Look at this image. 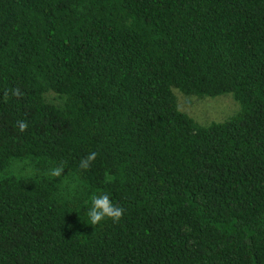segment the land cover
<instances>
[{"label":"trees","instance_id":"16d2710c","mask_svg":"<svg viewBox=\"0 0 264 264\" xmlns=\"http://www.w3.org/2000/svg\"><path fill=\"white\" fill-rule=\"evenodd\" d=\"M0 264H264V0H0Z\"/></svg>","mask_w":264,"mask_h":264},{"label":"rangeland","instance_id":"374dc122","mask_svg":"<svg viewBox=\"0 0 264 264\" xmlns=\"http://www.w3.org/2000/svg\"><path fill=\"white\" fill-rule=\"evenodd\" d=\"M174 95L179 111L188 115L201 126L223 122L239 110L238 103L231 94L213 98H198L174 90Z\"/></svg>","mask_w":264,"mask_h":264},{"label":"clouds","instance_id":"9594fccd","mask_svg":"<svg viewBox=\"0 0 264 264\" xmlns=\"http://www.w3.org/2000/svg\"><path fill=\"white\" fill-rule=\"evenodd\" d=\"M7 96V93H5ZM13 95L20 96L21 93L19 89L13 92ZM17 125L21 132L25 131L28 127L27 123L24 121H17ZM98 153L93 151L88 156L83 158L79 162V168L87 170L91 167V164L96 160ZM62 167H56L51 170V176L60 178L63 174ZM111 177H109V180ZM124 209L120 206L114 205L109 198L107 193L102 195H94L91 198V207L87 213L89 217V222L91 225H100L105 220H111L112 223L118 224L123 216Z\"/></svg>","mask_w":264,"mask_h":264}]
</instances>
